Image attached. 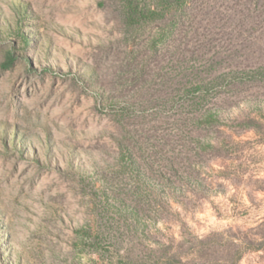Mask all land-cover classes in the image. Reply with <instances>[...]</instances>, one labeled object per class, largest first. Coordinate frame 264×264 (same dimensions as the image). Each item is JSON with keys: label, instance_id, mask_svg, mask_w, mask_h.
I'll use <instances>...</instances> for the list:
<instances>
[{"label": "rangeland", "instance_id": "rangeland-1", "mask_svg": "<svg viewBox=\"0 0 264 264\" xmlns=\"http://www.w3.org/2000/svg\"><path fill=\"white\" fill-rule=\"evenodd\" d=\"M0 264H264V0H0Z\"/></svg>", "mask_w": 264, "mask_h": 264}]
</instances>
